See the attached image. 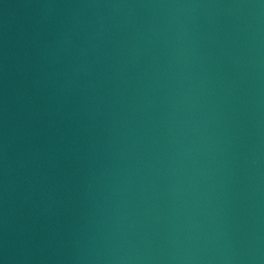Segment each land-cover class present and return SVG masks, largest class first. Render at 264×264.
Masks as SVG:
<instances>
[{"label": "water", "instance_id": "95a60500", "mask_svg": "<svg viewBox=\"0 0 264 264\" xmlns=\"http://www.w3.org/2000/svg\"><path fill=\"white\" fill-rule=\"evenodd\" d=\"M0 264H264V0H0Z\"/></svg>", "mask_w": 264, "mask_h": 264}]
</instances>
